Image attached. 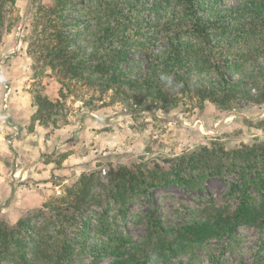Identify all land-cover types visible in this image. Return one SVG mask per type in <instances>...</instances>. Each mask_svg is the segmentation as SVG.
I'll use <instances>...</instances> for the list:
<instances>
[{"label": "rangeland", "instance_id": "1", "mask_svg": "<svg viewBox=\"0 0 264 264\" xmlns=\"http://www.w3.org/2000/svg\"><path fill=\"white\" fill-rule=\"evenodd\" d=\"M76 1L79 3H73L71 9L77 11L81 21L83 16L78 11L91 1ZM236 1L219 0L216 9L232 7ZM33 2L49 6L55 0H15L18 19L12 27L5 28L0 42V87L5 79V103L13 89L11 108L18 114H29L32 105L36 111L38 96L59 101L57 106L44 110L39 119H34V111L32 122L37 120L46 136L67 124L71 132L68 138L62 134L60 145L51 153L40 151L30 161L18 162L16 170L20 172L32 166L23 177L12 172V160L7 166L5 184L0 187V221L14 227L19 220H29L21 225L26 255H30L29 244L36 226L45 225L42 235L51 241L60 222H71L59 213L74 197L70 190L80 191L84 176H92L87 186L98 199L106 188L101 183H107L110 169L118 165L157 169L156 181H162L159 169H168L190 153L211 157L218 152L264 144V103L239 99L224 108L207 100L200 102L197 96L183 95L176 89L170 92L175 93L176 103L151 99L135 103L109 91L100 93L97 85L54 67L50 57L44 56L42 42L34 40L41 36L30 26ZM77 29L71 43L83 48L88 32ZM230 68L233 74L236 70ZM204 78L212 80L211 74ZM82 129L85 131L78 133ZM216 179L213 176L203 180L204 189L191 188L189 184L178 187V182L175 186L153 187L130 199L124 214L117 204H85L66 231L75 247L70 263L109 264L112 259L128 255L119 254L121 249L131 254L134 246H145L159 233L170 235L202 219L208 209L234 204L233 195L226 192L224 183L213 182ZM91 247L107 254L93 259ZM263 257L264 227L239 226L231 239H209L161 259H132L125 264H257V259ZM5 258L0 257V264H10Z\"/></svg>", "mask_w": 264, "mask_h": 264}, {"label": "trees", "instance_id": "2", "mask_svg": "<svg viewBox=\"0 0 264 264\" xmlns=\"http://www.w3.org/2000/svg\"><path fill=\"white\" fill-rule=\"evenodd\" d=\"M90 1L78 11L81 21L71 9L79 1L55 0L49 6L33 2L30 26L41 36L34 40L42 42L44 56L50 57L54 67L97 85L100 93L109 91L135 103L149 99L176 103L175 93H170L174 89L224 108L239 99L264 103V0H237L232 7L218 9L219 0H149L148 4L142 0ZM17 19L15 0H0V42L5 28ZM78 27L88 32L83 48L71 43ZM230 67L236 70L233 74ZM206 74H211V81L204 78ZM169 75L171 83L161 78ZM36 101L34 119L59 104L45 96ZM159 171L162 181H156L157 169L113 167L107 183H101L106 188L98 199L87 186L92 176H84L80 191L70 190L74 197L59 213L71 222H60L51 241L42 235L45 225L36 226L30 255L25 253L27 243L21 230L23 222L29 220H19L14 227L0 221V257L6 256L10 264H71L75 247L66 231L85 204H117L124 214L130 199L153 187L178 182V187L189 184L204 189L202 181L213 176L225 184L234 204L208 209L202 219L170 235L159 233L145 246H134L131 254L121 249L119 254L128 255L109 264L161 259L186 250L189 244L231 239L239 226L264 227V144L211 157L190 153ZM100 251L91 247L93 259L107 254ZM257 264H264V257L257 259Z\"/></svg>", "mask_w": 264, "mask_h": 264}, {"label": "crops", "instance_id": "3", "mask_svg": "<svg viewBox=\"0 0 264 264\" xmlns=\"http://www.w3.org/2000/svg\"><path fill=\"white\" fill-rule=\"evenodd\" d=\"M15 48V47H14ZM17 48V47H16ZM15 48V49H16ZM19 48V47H18ZM1 49L5 52V47ZM9 86V85H8ZM2 87V88H1ZM0 87V187H4L5 184V172H7V166L11 160L15 163L12 170L15 176L20 173V175L26 174L32 169V166L26 168L23 172L16 170V165L18 162L30 161L31 156H35L41 152H52L60 144V139H62V134L65 133L66 138H68V131L71 132V126L65 125L60 129H56L54 134L46 136V133L39 127V122L35 120L32 122L33 113L35 111V106H31L29 109V114L14 112L12 107V97L13 89L9 98H7V103H5V79L1 82ZM4 88V89H3ZM11 98V103L9 100ZM8 107V108H7ZM6 108V109H5ZM16 121H15V119ZM99 121V120H97ZM86 126H84L85 128ZM85 129L80 130L78 133L84 132ZM43 133L45 135H43ZM72 133H69L71 135ZM72 137V136H70ZM11 139V143H9ZM12 156V157H11ZM68 157V156H67ZM67 160V159H66ZM34 166V165H33ZM16 170V171H15ZM18 171V172H17ZM17 173V174H16ZM4 183V184H2Z\"/></svg>", "mask_w": 264, "mask_h": 264}, {"label": "clouds", "instance_id": "4", "mask_svg": "<svg viewBox=\"0 0 264 264\" xmlns=\"http://www.w3.org/2000/svg\"><path fill=\"white\" fill-rule=\"evenodd\" d=\"M161 78L166 79L169 83H171L172 79H173L170 75L169 76H162Z\"/></svg>", "mask_w": 264, "mask_h": 264}, {"label": "built area", "instance_id": "5", "mask_svg": "<svg viewBox=\"0 0 264 264\" xmlns=\"http://www.w3.org/2000/svg\"><path fill=\"white\" fill-rule=\"evenodd\" d=\"M10 140H11V139H9V141H8L9 143H11V141H10Z\"/></svg>", "mask_w": 264, "mask_h": 264}, {"label": "water", "instance_id": "6", "mask_svg": "<svg viewBox=\"0 0 264 264\" xmlns=\"http://www.w3.org/2000/svg\"><path fill=\"white\" fill-rule=\"evenodd\" d=\"M214 181H218V180H214Z\"/></svg>", "mask_w": 264, "mask_h": 264}]
</instances>
